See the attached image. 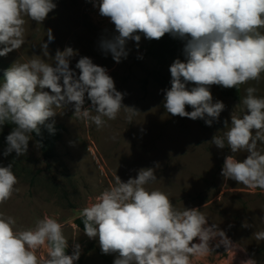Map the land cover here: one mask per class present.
I'll list each match as a JSON object with an SVG mask.
<instances>
[{
  "label": "clouds",
  "instance_id": "1",
  "mask_svg": "<svg viewBox=\"0 0 264 264\" xmlns=\"http://www.w3.org/2000/svg\"><path fill=\"white\" fill-rule=\"evenodd\" d=\"M101 17L114 24L115 32L100 40V48L110 53L116 63L129 55L127 43L141 35L159 40L165 34L184 43L185 61L170 65L171 87L163 89L164 108L173 116L204 120L207 126L219 121L225 109L222 101H213L212 85L238 88L249 81H259L264 73V0H89ZM57 7L53 0H0V57L25 45L24 17L41 24ZM47 42L41 43L43 57L54 41L52 29ZM77 55L72 47L57 49L52 63L33 54L27 62L18 60L4 70L0 83V127L12 125L6 136L2 155L15 158L27 154L33 133L45 125L54 133L49 118L54 108L72 105L74 115L103 127L105 118L115 120L123 108L129 121L139 114L123 105L124 94L115 87L105 67ZM142 58V57H141ZM189 83L194 84L190 89ZM47 89V90H46ZM240 101L242 114L231 113V123L224 121L223 135L212 137L219 149L227 145L231 155L224 158L221 175L250 189L264 190V97L257 88L248 87ZM90 101V107L85 103ZM190 106L192 111H186ZM246 153L238 159L233 154ZM157 181L154 169L141 168L135 178L105 189L96 201L82 209L84 235L98 239L102 254H115L113 264H192V258L205 257L233 242L199 208L178 210L168 195L145 185ZM18 178L13 163L0 166V204L9 200ZM16 218L0 213V264H75L81 245L74 240L72 253L63 225L52 216L37 218L34 227L16 230ZM243 227H249L243 224ZM231 227V226H230ZM264 241V231L254 232ZM198 241V242H196ZM215 241L214 247L213 242ZM47 248V256L38 258L36 250ZM241 264H257L254 259Z\"/></svg>",
  "mask_w": 264,
  "mask_h": 264
},
{
  "label": "rangeland",
  "instance_id": "2",
  "mask_svg": "<svg viewBox=\"0 0 264 264\" xmlns=\"http://www.w3.org/2000/svg\"><path fill=\"white\" fill-rule=\"evenodd\" d=\"M53 2L57 7L41 24L24 17L25 45L0 57V83L4 70L15 61L27 62L36 54L52 63L57 49L72 47L77 55L71 58L70 68L79 73L75 64L81 56L105 67L116 89L124 94L123 105L134 107L139 114L129 121L122 108L115 120L105 118L104 126L97 128L77 118L72 105L54 108L57 114L46 123L54 121L63 125L64 130L56 143V156L49 164L32 137L27 154L16 160H13L15 153L2 155L6 144L0 149V166L12 162L18 178L15 185L18 191L0 204V213L16 218V230L34 227L36 219L45 215L55 217L63 225L69 243L67 254L72 253L74 240L81 245V255L75 264H113L115 254H103V258L98 239H89L73 220L114 185L117 175L126 182L135 178L139 169L151 167L157 181L145 185L148 190L166 193L178 210L199 208L208 224L218 225L234 244L228 250L221 245L205 257L192 258V264H241L249 258L264 264V241L253 235L264 231V190L226 180L221 170L231 150L227 145L219 149L211 142L216 133L223 135L224 121L231 123V113L242 114L240 101L246 88L255 87L256 95L264 97V73L259 81L240 85L238 100L222 96L212 85L213 101H222L225 109L219 121L210 127L204 120L173 116L163 106L162 90L171 87L170 65L177 58L182 62L185 58L172 57L160 63L148 54V40L140 34L139 46L129 41V55L116 63L110 53L100 48L101 38L110 37L115 28L108 18L99 15L98 8L89 0ZM49 28L54 41L48 46L49 57H43L41 43L47 42ZM194 86L187 85L189 89ZM85 107H90V101L86 100ZM186 111L192 108L186 106ZM258 148L264 151V144H258ZM233 155L246 158L243 152ZM245 223L250 226L243 227ZM36 254L41 260L46 258V246L37 249Z\"/></svg>",
  "mask_w": 264,
  "mask_h": 264
},
{
  "label": "trees",
  "instance_id": "3",
  "mask_svg": "<svg viewBox=\"0 0 264 264\" xmlns=\"http://www.w3.org/2000/svg\"><path fill=\"white\" fill-rule=\"evenodd\" d=\"M148 40V39H147ZM185 41L174 38L169 34H165L159 40H148V54L159 61L160 63H165L168 58L172 57H181L185 58L183 48ZM219 93L224 96L234 100L240 98V86L238 88H223L216 85ZM53 123V122H47ZM46 123V124H47ZM8 127V129H3ZM12 125H4L0 127V149L3 148L6 144V136L10 133ZM54 133H50L45 125L40 126V134H32L33 140L38 145L40 154L42 158L49 164V160L53 159L56 156V143L60 140L62 136V131L64 126L61 124L54 123ZM104 258V255L101 254Z\"/></svg>",
  "mask_w": 264,
  "mask_h": 264
},
{
  "label": "water",
  "instance_id": "4",
  "mask_svg": "<svg viewBox=\"0 0 264 264\" xmlns=\"http://www.w3.org/2000/svg\"><path fill=\"white\" fill-rule=\"evenodd\" d=\"M73 223L79 228L81 229L82 231H84V225L82 223V218L80 216L76 217L74 220H73ZM66 254H67V249H66Z\"/></svg>",
  "mask_w": 264,
  "mask_h": 264
}]
</instances>
